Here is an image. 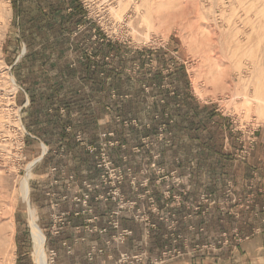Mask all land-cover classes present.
<instances>
[{
  "label": "rangeland",
  "instance_id": "1",
  "mask_svg": "<svg viewBox=\"0 0 264 264\" xmlns=\"http://www.w3.org/2000/svg\"><path fill=\"white\" fill-rule=\"evenodd\" d=\"M80 2L0 0V264H39L33 222L47 264L264 230V0Z\"/></svg>",
  "mask_w": 264,
  "mask_h": 264
},
{
  "label": "crops",
  "instance_id": "2",
  "mask_svg": "<svg viewBox=\"0 0 264 264\" xmlns=\"http://www.w3.org/2000/svg\"><path fill=\"white\" fill-rule=\"evenodd\" d=\"M164 264H264V230L250 234L226 252L190 255Z\"/></svg>",
  "mask_w": 264,
  "mask_h": 264
},
{
  "label": "bare ground",
  "instance_id": "3",
  "mask_svg": "<svg viewBox=\"0 0 264 264\" xmlns=\"http://www.w3.org/2000/svg\"><path fill=\"white\" fill-rule=\"evenodd\" d=\"M11 82H12V84H15L13 79L11 80ZM259 101H260V99H259ZM259 101H258V103H259ZM262 102H263V100H262ZM260 104H261V108H262V103L260 102ZM263 106H264V104H263ZM260 112L262 114V111H260ZM23 193H24V197L27 198L28 197V186H27L26 180H25L24 185H23ZM32 237H33V241H34V245H35V255H36L35 257L37 259V262L39 264H47L46 255H45V251H44L45 237H44L41 229L36 225L35 222L32 223ZM5 244L6 243H5V241H3V237H2V234L0 232V252L4 248Z\"/></svg>",
  "mask_w": 264,
  "mask_h": 264
},
{
  "label": "trees",
  "instance_id": "4",
  "mask_svg": "<svg viewBox=\"0 0 264 264\" xmlns=\"http://www.w3.org/2000/svg\"><path fill=\"white\" fill-rule=\"evenodd\" d=\"M64 3H66L65 5V9L66 12L68 13V19L70 22H73L78 16L85 14V12L82 10V5L80 0H64ZM74 8V10L71 12L70 9ZM52 12V15L55 18V13ZM84 18V16H83ZM105 37V35H103ZM111 44V43H109Z\"/></svg>",
  "mask_w": 264,
  "mask_h": 264
}]
</instances>
